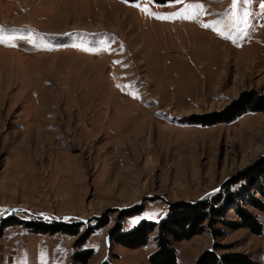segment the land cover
<instances>
[{"label": "rangeland", "instance_id": "rangeland-1", "mask_svg": "<svg viewBox=\"0 0 264 264\" xmlns=\"http://www.w3.org/2000/svg\"><path fill=\"white\" fill-rule=\"evenodd\" d=\"M262 2L0 0V264H81L73 255L83 249L94 251L88 264H151L156 232L132 249L109 231L160 223L170 203L240 191L244 181L225 187L264 165ZM189 4L203 5L194 20L149 14ZM235 103L249 110L235 122L197 124ZM240 193L264 226V212L245 205L264 198ZM226 219L241 222L234 210ZM38 222L80 234L27 228ZM217 227L224 237L176 243L179 264L215 244L264 264V232Z\"/></svg>", "mask_w": 264, "mask_h": 264}, {"label": "trees", "instance_id": "trees-1", "mask_svg": "<svg viewBox=\"0 0 264 264\" xmlns=\"http://www.w3.org/2000/svg\"><path fill=\"white\" fill-rule=\"evenodd\" d=\"M127 2H137L139 0H124ZM156 4L164 5L171 0H154ZM257 105H260L259 100H253ZM238 103L231 104L224 111L219 113H211L208 115L199 116L197 124L210 126L217 124H229L235 122L239 117L246 114L249 110L241 108ZM264 111V110H262ZM257 170L247 171L243 175H239L238 180L233 185L240 182H245V186L232 192L227 190L224 196L219 194L213 198L203 200L197 204L178 202L170 203L165 217L160 223H150L143 221L131 231H124L123 225L118 223L108 233V237L112 243L122 245L128 248L137 249L148 244L151 235L156 232L153 240L155 242L156 251L150 256L151 264H178V251L175 247L176 243L188 241L196 236L203 235L205 232H210L214 238H222L225 236V231L217 227L219 224L232 229L234 231L239 229H249L254 235H262L264 232L263 223L257 215L253 214L245 207L240 205L238 198L243 196L240 193L243 190L249 191L256 189L258 193L264 198V186L259 181V178H264V165ZM231 191V192H230ZM242 200V199H240ZM245 205H251L260 211L264 212V202L254 196L249 198ZM228 210H234L241 217V222H232L226 219ZM139 210H136L138 212ZM135 212V213H136ZM134 214V213H133ZM132 215V214H130ZM127 216V214L125 215ZM124 216V217H125ZM129 216V215H128ZM15 222L7 225H13ZM97 227H105L108 222H102ZM78 225H66L64 223L54 222L47 223H30L27 225L31 231L43 234L66 233L71 236H78L80 229ZM85 233L81 239L77 241L76 246L83 248L88 236L93 232ZM223 247L215 244L213 248L205 250L196 259L194 264H261L252 259L247 254L239 252H225ZM93 255L92 249H83L73 255V261L81 264H88ZM102 264H110L105 261Z\"/></svg>", "mask_w": 264, "mask_h": 264}, {"label": "snow or ice", "instance_id": "snow-or-ice-1", "mask_svg": "<svg viewBox=\"0 0 264 264\" xmlns=\"http://www.w3.org/2000/svg\"><path fill=\"white\" fill-rule=\"evenodd\" d=\"M146 3H152V0H145ZM172 3H181L183 0H171ZM240 0H233V6H235L237 3H239ZM139 7V5H137ZM261 8H264V2L261 3L260 5ZM145 11H148V9H144ZM203 10V5L202 4H189L188 8L180 11V12H175V13H169L165 14L163 16L156 14V13H149L157 19H171V18H178V19H196L197 17V12ZM204 27H209V25L205 24ZM5 29L3 27H0V43L5 42V36L4 33ZM223 35V33H221ZM71 35V34H69ZM225 39H232V42L235 43L236 40L232 38L231 34L224 36ZM15 46V45H12ZM85 50H90V49H85Z\"/></svg>", "mask_w": 264, "mask_h": 264}, {"label": "crops", "instance_id": "crops-1", "mask_svg": "<svg viewBox=\"0 0 264 264\" xmlns=\"http://www.w3.org/2000/svg\"><path fill=\"white\" fill-rule=\"evenodd\" d=\"M112 244H114V243H112ZM124 247H125V246H124ZM155 251H156V249L154 250V252H155ZM154 252H153V253H154ZM153 253H152V254H153ZM178 254H179V252H178ZM93 256H94V251H93V255H92V257H93ZM92 257H91V259H92ZM105 258H106V257H105ZM105 258H104V261H109V259H106V260H105ZM178 258H179V256H178ZM109 262H110V261H109ZM93 264H98V263H97V261L95 260V261L93 262ZM110 264H111V263H110ZM178 264H179V261H178Z\"/></svg>", "mask_w": 264, "mask_h": 264}, {"label": "water", "instance_id": "water-1", "mask_svg": "<svg viewBox=\"0 0 264 264\" xmlns=\"http://www.w3.org/2000/svg\"><path fill=\"white\" fill-rule=\"evenodd\" d=\"M125 210V209H124Z\"/></svg>", "mask_w": 264, "mask_h": 264}]
</instances>
